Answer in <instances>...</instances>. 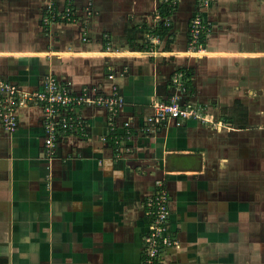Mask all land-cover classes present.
I'll return each mask as SVG.
<instances>
[{
	"label": "crops",
	"instance_id": "1",
	"mask_svg": "<svg viewBox=\"0 0 264 264\" xmlns=\"http://www.w3.org/2000/svg\"><path fill=\"white\" fill-rule=\"evenodd\" d=\"M49 1L0 0V81L115 84L119 132L129 121L133 135L116 143L108 112L84 106L88 134H66L49 155L42 107H18L17 128L0 125V264H142L145 202L160 183L179 242L163 264H264V0H54L77 19L46 24ZM199 9L209 28L192 51ZM161 23L169 31L152 44ZM179 75L206 121L143 133Z\"/></svg>",
	"mask_w": 264,
	"mask_h": 264
},
{
	"label": "built area",
	"instance_id": "2",
	"mask_svg": "<svg viewBox=\"0 0 264 264\" xmlns=\"http://www.w3.org/2000/svg\"><path fill=\"white\" fill-rule=\"evenodd\" d=\"M210 1L199 0V7H205ZM76 17L72 5L60 8L54 0H50L43 20L46 24L57 21L74 22ZM208 28L202 9H199L190 20L189 50L203 48L200 42L202 36H206ZM154 37L156 41L153 40L152 44L160 40L159 35ZM108 78L113 79L114 76L110 74ZM174 83L178 91L170 95L167 100L153 104L154 111L141 129L143 133L151 132L169 120L180 122L193 118L206 121L196 105L182 100L179 93L185 92V84L181 75L174 78ZM110 88L107 94L98 93L99 86L75 92L67 83L56 79L53 75H48L43 80L40 90L24 92L14 84L0 81V125L6 130L13 131L18 126V107L29 104L40 105L44 114L45 148L49 155H54L57 144L66 134H88V125L83 121L80 110L84 106L91 105L104 108L108 112L110 139L116 140V143L120 142L119 138L122 136L123 140H129L133 135L131 123L129 121L123 123L125 131L121 134L116 121L124 105L123 96L117 85L113 84ZM145 213L149 219V230L144 237L142 264H163L164 252L168 248L179 247L178 240L170 230V195L166 186L158 184L155 192L146 199Z\"/></svg>",
	"mask_w": 264,
	"mask_h": 264
},
{
	"label": "trees",
	"instance_id": "3",
	"mask_svg": "<svg viewBox=\"0 0 264 264\" xmlns=\"http://www.w3.org/2000/svg\"><path fill=\"white\" fill-rule=\"evenodd\" d=\"M163 9H161V13L162 14H168L169 13V6H162ZM172 8V7H171ZM169 31V28L166 27L163 23H161L158 27V29L154 30L155 34L160 35L161 37H164ZM203 46L205 45V37L202 36L201 38V42H200Z\"/></svg>",
	"mask_w": 264,
	"mask_h": 264
},
{
	"label": "rangeland",
	"instance_id": "4",
	"mask_svg": "<svg viewBox=\"0 0 264 264\" xmlns=\"http://www.w3.org/2000/svg\"><path fill=\"white\" fill-rule=\"evenodd\" d=\"M208 26H209V24H208ZM163 256V255H162Z\"/></svg>",
	"mask_w": 264,
	"mask_h": 264
}]
</instances>
